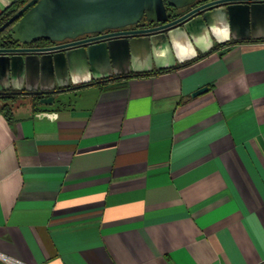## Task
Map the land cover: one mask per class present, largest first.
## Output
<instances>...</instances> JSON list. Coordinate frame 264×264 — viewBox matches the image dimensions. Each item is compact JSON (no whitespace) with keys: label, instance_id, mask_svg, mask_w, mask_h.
Listing matches in <instances>:
<instances>
[{"label":"crops","instance_id":"1","mask_svg":"<svg viewBox=\"0 0 264 264\" xmlns=\"http://www.w3.org/2000/svg\"><path fill=\"white\" fill-rule=\"evenodd\" d=\"M178 64H141L37 112L0 109L1 253L264 264V38Z\"/></svg>","mask_w":264,"mask_h":264},{"label":"water","instance_id":"2","mask_svg":"<svg viewBox=\"0 0 264 264\" xmlns=\"http://www.w3.org/2000/svg\"><path fill=\"white\" fill-rule=\"evenodd\" d=\"M196 1L29 0L0 27V34L12 27L13 42L0 45V98L36 97L40 106L52 107L64 103L71 90L111 81L113 75L129 77L141 64L152 69L164 61L174 67L230 39L264 38V2L219 6L226 0H212L174 20L168 16L167 4L180 10ZM143 19L160 25L131 30ZM106 31L119 32L102 34ZM93 34L102 35L76 42ZM67 40L73 42L64 44ZM41 41L58 46H32ZM70 83L74 87L65 89Z\"/></svg>","mask_w":264,"mask_h":264},{"label":"flooded vegetation","instance_id":"3","mask_svg":"<svg viewBox=\"0 0 264 264\" xmlns=\"http://www.w3.org/2000/svg\"><path fill=\"white\" fill-rule=\"evenodd\" d=\"M212 2H214V1H212V0H210V1H208V0H197L192 6H190L188 8H185V9H180V10L172 8V7L169 6V7H167L168 16L172 20H174V19L179 18L180 16L184 15L185 13H187L189 11H192L193 9H196L198 7L204 6V5L212 3ZM255 2H264V0H226L225 2H222V3L218 4V5L219 6H224V5L231 4V3H234V4H251V3H255ZM158 25H160V24L159 23L158 24L157 23H151V22L147 21V19H143L138 26L131 27V30H133V29L152 28V27L158 26ZM115 32H119V31H106V32H104L102 34L107 35V34H111V33H115ZM102 34L85 35V36H82V37L78 38L76 40V42L80 41V40H86V39L94 38V37H97V36L102 35ZM72 42L73 41H71V40H67V41L64 42V44H68V43H72ZM231 42H234V40L230 39L228 42H224L223 44H220V45L216 44L214 46V48H218L220 46H224V45H226L228 43H231ZM32 46L33 47H54V46H58V43H53V42H50V41H41V42H37V43L33 44ZM109 78H111V80H115L118 77H115V75H113L112 77H109ZM95 84H97V83H95ZM73 87H74V85L70 83L69 85H67L65 87V89H70L71 90ZM75 91H77V90H75ZM75 91L71 90L67 94H70V93L75 92ZM1 99L4 100L6 102V104H8V105L15 104L17 99H19V100L29 101L32 104L33 107H36V108L41 107L39 105V99L36 98V97L25 96V97L11 98V99H7V98H1ZM70 99H71L70 95H67V97L65 98V100H67V101L70 100ZM42 107H44V106L42 105Z\"/></svg>","mask_w":264,"mask_h":264},{"label":"trees","instance_id":"4","mask_svg":"<svg viewBox=\"0 0 264 264\" xmlns=\"http://www.w3.org/2000/svg\"><path fill=\"white\" fill-rule=\"evenodd\" d=\"M29 0H16L6 11H4L1 15H0V27L2 26L3 23H5L10 16H12L19 8H21L23 5H25ZM167 7H169V5L167 4ZM12 27L7 28L5 31H3L0 34V45L3 46H9L11 45L12 42ZM0 109L2 112H4L7 115H10V106L8 104H6V102L2 99H0ZM12 105V104H11ZM34 110L37 112L39 111V108L34 107Z\"/></svg>","mask_w":264,"mask_h":264},{"label":"built area","instance_id":"5","mask_svg":"<svg viewBox=\"0 0 264 264\" xmlns=\"http://www.w3.org/2000/svg\"><path fill=\"white\" fill-rule=\"evenodd\" d=\"M47 115V114H46ZM47 116L51 117V118H56L57 115L56 114H53V115H50L48 114ZM0 264H27L17 258H14V257H11V256H8L6 254H3L0 252Z\"/></svg>","mask_w":264,"mask_h":264}]
</instances>
